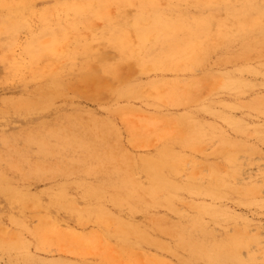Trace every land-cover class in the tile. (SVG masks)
<instances>
[{"label": "rangeland", "instance_id": "rangeland-1", "mask_svg": "<svg viewBox=\"0 0 264 264\" xmlns=\"http://www.w3.org/2000/svg\"><path fill=\"white\" fill-rule=\"evenodd\" d=\"M252 2L256 37L225 26L245 0H0V264H264ZM162 13L176 38L143 37ZM53 119L73 142L47 159ZM186 227L228 254L180 246Z\"/></svg>", "mask_w": 264, "mask_h": 264}, {"label": "bare ground", "instance_id": "bare-ground-1", "mask_svg": "<svg viewBox=\"0 0 264 264\" xmlns=\"http://www.w3.org/2000/svg\"><path fill=\"white\" fill-rule=\"evenodd\" d=\"M244 3V2H243ZM245 8L248 10H244L246 12H249L247 14H242L244 18H240L238 20H235L231 22L230 24H227L225 26H230L235 30L240 31L241 33L244 32H249L251 35L254 37L257 36V27H259L262 24L261 20L257 21V5L252 2V0H245ZM157 14H160V12H157ZM163 14V13H162ZM158 15L154 17V24H148V21L144 22V19H140L138 21V29L141 32V35L145 37L149 31L146 30L142 25H148L154 26V30H161V28L166 29L167 32L164 33V38L167 39H175L176 38V33L178 28H176V21L171 20L168 18L166 15ZM14 18V16L6 17L4 18V22L11 21ZM8 24L6 23V27L8 28ZM257 41V40H256ZM122 43V42H121ZM120 45V43H118ZM52 109L50 106L46 108ZM61 122V121H60ZM58 119H53L48 121L46 123L47 128H50L48 132L44 136H38L35 134L34 135V141L36 142L35 144L39 147V152L40 154H43L44 157L47 159H50L52 157L62 155L63 153L66 154L65 148L70 147V143L73 142V139L70 138L67 140V135H62L61 138H59L60 144L62 146L59 147L55 144V138L57 137L54 133V129L56 126L60 123ZM35 159V158H34ZM80 159V158H79ZM100 172H98L99 174ZM92 187V186H91ZM97 187V186H96ZM169 188H165V191L167 193H164V196L168 198L170 197V193L168 192ZM79 210V209H78ZM101 211V209H100ZM198 222V220H197ZM201 227L202 224L199 222ZM132 225V224H130ZM193 229H188L187 227L182 230L180 233V241L179 245L180 246H185L189 247L192 250H194L198 255H208V256H218L219 258H224L228 254V249L222 247L221 244L219 243H208L209 236L206 233H199L196 235L194 233ZM193 234V235H192ZM136 237L141 239V240H147L148 242H155V239L151 236H146V232H141L138 231L136 234ZM241 246V241L240 240H235L231 243V249L233 252L231 253V256L237 252V250ZM234 264H248L245 261L241 260L240 258H235L234 259Z\"/></svg>", "mask_w": 264, "mask_h": 264}]
</instances>
